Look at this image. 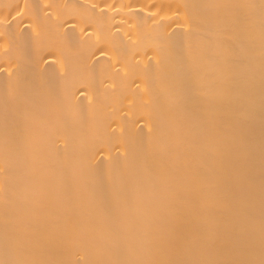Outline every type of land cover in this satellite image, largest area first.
Masks as SVG:
<instances>
[{"label":"bare ground","instance_id":"bare-ground-1","mask_svg":"<svg viewBox=\"0 0 264 264\" xmlns=\"http://www.w3.org/2000/svg\"><path fill=\"white\" fill-rule=\"evenodd\" d=\"M0 264H264V0H0Z\"/></svg>","mask_w":264,"mask_h":264}]
</instances>
